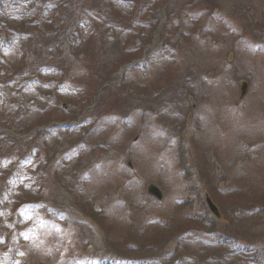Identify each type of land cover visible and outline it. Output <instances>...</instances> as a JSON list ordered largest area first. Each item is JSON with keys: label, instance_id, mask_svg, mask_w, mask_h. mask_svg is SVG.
Instances as JSON below:
<instances>
[{"label": "rangeland", "instance_id": "obj_1", "mask_svg": "<svg viewBox=\"0 0 264 264\" xmlns=\"http://www.w3.org/2000/svg\"><path fill=\"white\" fill-rule=\"evenodd\" d=\"M102 1L108 8L114 9V0ZM171 1L174 2L170 14L183 12L182 16H186L184 19L180 16L173 19L168 14L166 16L169 17L167 21L169 23L166 25L164 24L166 16L164 17L163 14L162 20L164 21L156 24V30L153 29L158 34L155 41L153 37H150L151 27L143 30L138 43L134 38L130 41L135 48L150 37L144 48L154 51L158 48L162 34L168 37L169 34L178 33L179 39L183 41L180 46L182 52L176 53L175 65L171 62L163 65L162 62L160 68L152 69H155L157 73L156 81L154 80L152 85L150 83L153 74L151 69L144 73L134 61L127 60L128 65L126 66V62L121 60L131 53L128 46L119 51L114 50L111 43L104 42L102 46L95 43L97 46L93 48L89 46L82 55L84 58L90 56L89 61L93 62L87 60L86 66L97 79L91 102L88 101V93H85V97L79 93L67 96L60 94L58 107L56 103L49 106L46 103L44 106L46 108L43 110L37 109L31 112L37 120L42 114L46 116L53 112L57 113L60 108H68L75 115L81 113L82 115L78 118L72 117V122L69 123L75 130L81 132H71L73 134L71 139L79 147L78 153L82 152L81 155H84L82 160L85 162L91 160L93 164H97L90 170L86 182L80 181V188L78 187V175L77 192L73 193L75 196L72 195V198L68 199V202L74 204L75 218L84 220L83 226L80 223L77 226L76 221H73L69 232L63 231L64 222L62 220L66 216H61V221L58 222L47 215L30 210L22 216V218L25 217V228L19 235L17 234L19 217L13 212L15 207L13 200L4 204L0 199V204L4 205L3 209L16 218L11 220L13 225L9 224L0 209V243L5 241L4 246L12 255V260L14 257H19V264H32V262L33 264H66V262L70 264L73 263L74 257L71 262L68 242L73 245L78 255L86 257L91 253H96L93 256L97 258L105 254L101 252H105L104 247L109 245L110 241L117 243L113 244V252L116 249L118 251L127 250L123 245L127 241L136 242L135 240H138L136 232L139 233L142 227L156 228L159 226L160 222L150 223L152 220L162 219L169 222L165 224V228L169 230L172 223L183 220L185 217L188 218V223H184L188 224L186 227L188 231L183 229L184 224L179 228L183 229V234H186L188 247L184 246L180 250V256L190 257L191 261L184 264H227L220 259H207L195 242L198 238L194 234L197 232L191 229L193 223H212L219 231L229 235L250 242H264V0ZM43 3L48 6L46 1L43 0ZM82 5V8H86L85 4ZM184 7L191 9V13L187 14L186 10L184 12L182 9ZM188 17H190V22L187 24ZM170 25L174 30L169 28ZM125 28L127 27L112 30L109 36L111 42L119 38L118 33ZM188 31L194 34L195 40ZM167 32L170 33L167 34ZM172 40L175 41L174 38ZM45 57L41 60L33 58L29 61L30 75L35 74L37 70L40 71L43 65L49 68H51L50 65L56 66L57 70L62 69L66 72L80 67V60L74 63L68 62L71 56L68 59L63 57V54L54 59L49 56ZM8 58L9 61L13 60V56H8ZM178 58L181 64L179 69H177ZM160 59L155 53H146L142 57V63L147 66L153 62L158 64ZM172 64L176 69L170 67ZM121 68H125L124 72ZM5 70H8V67ZM52 76L53 68L45 69L40 79L48 82ZM209 77L216 81L211 87L208 86ZM109 78L112 80L109 81ZM191 79H198L200 83H192ZM178 81L184 83L185 89L187 82L192 83L189 86L188 95L184 93L182 86H177ZM33 98L37 97L33 95ZM176 100L184 103L181 105L184 108L180 109L184 110L187 116L191 112L190 115L193 114L194 119L203 120L204 116L201 113H206V110L211 108L209 104L214 106L216 118L213 130L210 132L211 143L207 144L209 147L205 146L203 140H196L198 133L208 134L207 126L199 120L192 125V132H189L184 117L181 126L186 129L175 133L170 131V127H174L181 117L167 118V123H159L162 118L159 115L156 116L157 110ZM24 103L25 109H31L33 106L31 98L26 100L20 98L19 105ZM43 103L44 101L39 102V107ZM190 104H199V106L202 104L200 113L191 111ZM141 106L148 108L147 110L153 115L154 124L165 130L143 129L141 125L152 118L146 116V111L141 109ZM150 109H153L155 113H152ZM218 110L221 115L223 113V120H219ZM0 113L4 114L1 108ZM118 115L126 117L120 120ZM127 115L129 121H127ZM67 117L68 115H64L60 119ZM98 117L100 123L90 130L89 125L92 120L89 119ZM0 118H5V116L2 115ZM111 121L116 122L117 125L110 126V124L115 125ZM2 125L0 123V126ZM129 126L133 128L131 130L133 132L123 133L122 139L131 144L135 142L133 163L119 150L118 141H116V137L123 132L122 128ZM54 132L53 130L51 138L46 137L53 147H55L54 139L59 137V131L55 134ZM1 134L4 137L0 136V150L2 151L0 154H7L9 150L5 145V137L10 135L7 134L5 128L1 129ZM192 137L195 140H192ZM182 140L189 148V154H186L189 160L187 165L184 164L178 168L175 158L180 160L186 149L181 147L175 153L173 150L177 146V141L181 143ZM108 141L111 143L103 152L105 142ZM68 145L70 147V144ZM67 149L65 147V150ZM46 154V150L42 151V158ZM36 159H29L26 164H33L32 168H36L37 162L40 161ZM105 163H114V165L108 168ZM190 166H193V169L196 166L199 168L197 172L199 176L188 183L184 182L179 174L181 175ZM123 167L130 172L128 175L124 176ZM58 174L64 177L66 174V180L61 177L57 182L55 175L53 176L51 182L53 197L66 193L64 190L66 185L72 182L66 171L62 170ZM125 181L128 187L132 184V188L136 190V193L129 192L132 196L130 204L136 209L132 213L126 211L124 214L122 211L125 208L124 205L119 204L118 206V196H121L124 190L122 194H119L117 190ZM151 182L162 188L161 201L147 194V186ZM206 197L212 199L217 207L216 211L206 206ZM48 201L50 202L51 199ZM78 201L93 204L92 207L96 208L94 211H102L96 212L94 217L90 218L80 212L82 207L79 206L81 203L79 204ZM23 207L27 211L25 205L19 209ZM252 210L253 214L250 213ZM128 222L135 223L134 232H130ZM48 227L59 233L51 235ZM150 236V241L156 243L161 237V235L154 237L151 234ZM21 237L24 241H21ZM12 239L13 242L20 240V247L15 248L16 250L12 249L13 244L8 246L7 242ZM175 241L173 239L164 247L175 246ZM27 244L31 247L30 253ZM134 247H137L135 243L129 245V248ZM140 247L145 249L141 243ZM21 252L24 256H21Z\"/></svg>", "mask_w": 264, "mask_h": 264}, {"label": "trees", "instance_id": "obj_2", "mask_svg": "<svg viewBox=\"0 0 264 264\" xmlns=\"http://www.w3.org/2000/svg\"><path fill=\"white\" fill-rule=\"evenodd\" d=\"M5 1L6 0H0V12H4V14L6 13L4 10ZM44 1L47 2L48 6L46 3H43V0H37V2L29 3V6L37 3V9L33 13L35 15L31 14L27 17L24 15L21 19H14L12 21V28L15 30V33H12L10 37H8L7 41L13 44L16 40V43L19 41L20 45V38L22 36V43L20 46L18 45V59L10 64L8 70L0 69V94L4 95L10 85L11 89L7 92L9 94H11L12 91L17 92V94H12L7 98V105L3 106L5 113H0V117L2 115L5 116V118H0V123L3 124L2 127L5 129H15L16 127V121L10 119L12 116V111L10 110L13 109L15 104L19 105V99L31 98L28 97V93L24 88L27 86V83H23L21 81L19 82V80L13 83L14 79H16L20 73L22 74L25 72L26 67L29 68L30 60L33 58L41 60L46 58L45 56H49L54 59L57 56L61 57L63 54V57L67 59L71 56L68 61L70 63L78 60L89 61L90 56L85 55V58L82 56L85 54L84 51H86L89 46H92L93 48L97 37H99L103 42L106 33H101L100 31L103 30V28L112 26V23H103L95 26L92 22V14L94 16H101V14L107 11V8H105L106 4L102 1H99L98 3L94 2L95 4L92 3L91 0ZM173 2L171 0H115V25L118 30L119 27H131L130 31H133L134 24H142L138 27V29L143 30L151 27L152 33L150 37L153 36V41H155L158 34L157 32H154L153 29L155 28L156 30V24L161 23L160 21H164L162 20L163 14L164 17L170 14ZM82 4H85L86 8H82ZM182 9L184 12L186 10L187 14L191 13V9L188 7H184ZM182 14L183 12H178L170 15L173 19L177 16L184 19L186 16L183 17ZM168 19L169 17L166 16L164 24L167 25L169 23L167 22ZM191 20L194 22L192 18ZM198 20L199 19H197V21ZM107 21L108 20H106V22ZM6 22H9L7 18H2L0 20V31L5 28ZM188 22H190V17L187 19V24ZM76 26L79 28H88L87 31L84 30L83 35L78 34L79 37H83L81 39L77 38ZM127 28L125 29L127 30ZM177 37L178 39L176 44L180 47L182 46L181 43L183 41L179 39L180 36ZM159 40V44H163L162 48L164 49L167 45L165 35L162 34ZM146 44L147 43L145 42L143 45L145 46ZM64 62L66 63L67 61ZM89 62L92 63L93 61ZM46 66L44 65L46 69H50ZM50 67L53 68V70H56V66L50 65ZM40 71L37 70V72L32 75L34 77L40 76ZM31 100L33 99L31 98ZM7 111L9 112L7 113ZM42 123H44V120L39 119L37 121L30 122L29 124H25L24 129L22 130L23 133H30L29 138L26 139H18L7 133L12 137L11 138L8 135L5 137V145L8 147L9 152L7 154H0V199L2 200L0 201L5 204L6 202L13 200V205L15 206H13V212L17 214V217H19L18 220L21 222V210L24 211L25 209H23L24 207L19 209V207L27 203L30 199V207H28L30 209L34 208L37 211L48 214L47 209L40 206V203L47 202L49 203V206L58 214L63 212L71 213L69 209L66 210L65 193L62 192V195L57 194V196L54 197L52 195L51 182L53 176L55 175L56 177L57 170L56 173L50 172V170L47 169L42 162L38 163L36 168L28 167L26 170H23V165L30 155L36 156V158H39L40 156L34 153V146L37 142H42L44 138V129L38 128V126ZM0 136H3L1 132ZM24 149H26L25 152L23 151ZM18 151L19 153H17ZM14 175H18L19 177L13 178ZM56 180L57 182L59 181L57 177ZM27 186H30L31 188H28ZM66 189L70 191L68 186ZM50 199L51 201L48 202ZM3 206L4 205L0 204V209H3ZM4 215H6L9 223L11 220L13 221L16 219L12 217V214L8 216V214L5 213ZM18 228L22 230L23 226L19 225ZM170 235V232L161 233V237L159 238L162 240L161 243H164ZM259 243L262 245L264 244V242ZM250 245V243H247L244 248ZM221 250H225L223 243L219 244L218 249L214 254L212 253V256H217V254L219 256V252ZM260 263L263 264L264 259L260 261Z\"/></svg>", "mask_w": 264, "mask_h": 264}, {"label": "water", "instance_id": "obj_3", "mask_svg": "<svg viewBox=\"0 0 264 264\" xmlns=\"http://www.w3.org/2000/svg\"><path fill=\"white\" fill-rule=\"evenodd\" d=\"M151 193H154V194H156L159 198H162V194H161V190L156 186V185H150V187H149V189H148ZM207 200H208V202H209V204H210V207L214 210V211H216V207H215V205L213 204V202L210 200V198L209 197H207Z\"/></svg>", "mask_w": 264, "mask_h": 264}]
</instances>
